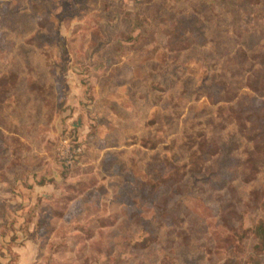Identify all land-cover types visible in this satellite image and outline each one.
I'll use <instances>...</instances> for the list:
<instances>
[{"label": "rangeland", "instance_id": "rangeland-1", "mask_svg": "<svg viewBox=\"0 0 264 264\" xmlns=\"http://www.w3.org/2000/svg\"><path fill=\"white\" fill-rule=\"evenodd\" d=\"M263 203L264 0H0V264H264Z\"/></svg>", "mask_w": 264, "mask_h": 264}, {"label": "trees", "instance_id": "trees-1", "mask_svg": "<svg viewBox=\"0 0 264 264\" xmlns=\"http://www.w3.org/2000/svg\"><path fill=\"white\" fill-rule=\"evenodd\" d=\"M264 207V203H263ZM255 233L260 243L264 245V218L256 225Z\"/></svg>", "mask_w": 264, "mask_h": 264}, {"label": "built area", "instance_id": "built-area-1", "mask_svg": "<svg viewBox=\"0 0 264 264\" xmlns=\"http://www.w3.org/2000/svg\"><path fill=\"white\" fill-rule=\"evenodd\" d=\"M81 149V147H78V150H80Z\"/></svg>", "mask_w": 264, "mask_h": 264}]
</instances>
